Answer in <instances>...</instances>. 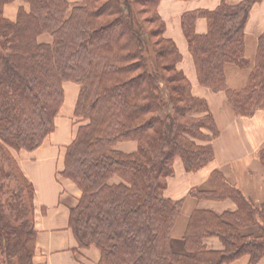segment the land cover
I'll return each instance as SVG.
<instances>
[{
	"label": "trees",
	"instance_id": "16d2710c",
	"mask_svg": "<svg viewBox=\"0 0 264 264\" xmlns=\"http://www.w3.org/2000/svg\"><path fill=\"white\" fill-rule=\"evenodd\" d=\"M14 1L0 0V193L12 180L18 190L8 215L0 199V264H34V187L11 151H34L53 132L68 81L81 87L80 125L60 174L82 192L70 227L81 248L100 250L98 264H231L244 256L264 264V203L256 206L219 170L211 173L213 190L189 195L198 202L231 201L236 209L195 208L184 252L174 249L185 200L166 197L168 178L177 159L187 172L206 167L220 131L207 100L193 94L178 68L183 56L165 37L160 0H18L28 9L21 6L12 21L4 6ZM260 1L222 0L214 10L182 17L199 85L225 93L237 117L264 110V33L253 62L245 36L250 10ZM143 11L156 29L144 23ZM200 18L207 21L205 34L196 32ZM45 36L51 42L41 41ZM229 65L250 67L242 89L229 86ZM129 141L137 143L135 152L116 149ZM259 159L264 166V148ZM254 226L259 235L242 233ZM214 237L221 250L208 248Z\"/></svg>",
	"mask_w": 264,
	"mask_h": 264
},
{
	"label": "crops",
	"instance_id": "0c3cea01",
	"mask_svg": "<svg viewBox=\"0 0 264 264\" xmlns=\"http://www.w3.org/2000/svg\"><path fill=\"white\" fill-rule=\"evenodd\" d=\"M221 1L160 0L158 7L165 23V37L177 44L183 56L178 68L188 76L193 94L207 100L220 131L219 137L213 143L216 158L211 166L200 172H187L183 163L176 160L175 174L168 178L166 197L177 201L185 200L180 218L184 217V223L178 231L179 219L172 236L173 246L177 252H184L182 237L188 214L195 208L210 209L217 213L236 209V205L231 201L198 202L190 197L191 190L214 189L210 176L213 169L219 170L228 183L241 190L256 206L264 203V166L259 159V152L264 148V110L257 111L253 117H236L231 111L225 93H214L200 86L182 29L184 14L199 10H214ZM227 1L237 4L243 0ZM5 16L13 21L16 19L15 13L9 10ZM195 28L198 34H205L208 30L206 19H198ZM262 33H264V0L252 6L245 27L246 53L252 62ZM234 68L238 70V76L227 71L228 84L231 88L242 89L249 72L246 74L239 68ZM63 91L64 100L55 118L53 132L34 151L20 152L17 155L23 175L34 187V224L37 232L34 262L35 264H98L101 259L100 250L95 246L81 248L70 227L71 209L77 206L82 192L72 180L63 177L60 173L65 166L67 149L75 140L80 125L75 116V109L81 87L77 83L68 81L63 84ZM116 149L133 153L137 150V143L120 142ZM188 202H191L192 206L184 215ZM242 233L259 235L255 226L242 229ZM206 244L212 250L222 249L221 242L215 237L209 238ZM231 264H249V257L244 256Z\"/></svg>",
	"mask_w": 264,
	"mask_h": 264
},
{
	"label": "rangeland",
	"instance_id": "374dc122",
	"mask_svg": "<svg viewBox=\"0 0 264 264\" xmlns=\"http://www.w3.org/2000/svg\"><path fill=\"white\" fill-rule=\"evenodd\" d=\"M69 1H70L72 4H75V3L79 2L80 0H69ZM21 6H22L23 8L26 7L25 9H28V5H26V4H25L24 2H22V1H18V0H16V1H14V2L7 3V4L4 6V15H6V12H8V10H9V11L15 13V15H16V19H17L18 11H19V9H20ZM7 9H8V10H7ZM6 17H7V16H6ZM7 18H8V17H7ZM142 18H143L144 23L147 25V27H148L149 29H152V28H153V29H154V28L156 29V28H157V25H156L155 23L152 24L151 22H149V15L147 14V12H145V11L142 12ZM8 19H9V18H8ZM16 19H15V20H16ZM10 20H11V19H10ZM15 20H14V21H15ZM12 21H13V20H12ZM109 36H110V37H115V33L112 32ZM41 41H44V42H51V37H49V36L42 37V38H41ZM155 41H156V40H155ZM156 43H157V46H158V47H161V46L163 45V43H161L160 41H157ZM235 67H237V66H235ZM237 68H239L242 72H246V74L250 71V67H237ZM236 117H237V116H236ZM216 139H217V138H215V139H213V140L211 141V145H212V148H213V160H212V161H211L206 167H204V168L198 170L197 172H200V171H202L203 169H205V168L211 166V164L215 161V158H216V152H215V147H214L213 143H214V141H215ZM198 144L205 145L206 142H198ZM11 152H12V154H13L15 160H16L17 163H18V160H17V155H18V153H20V152H26V151H25V150H21V151H15V150H12ZM177 160L179 161L180 159H177ZM180 163H181V160H180ZM181 165H182V164H181ZM215 171H217V169H213V170L211 171V173H212V172H215ZM210 176H211V174H210ZM2 183H3V181L0 180V185H2ZM14 190H18V187H17V183H15V181L12 180V181H10V183H6V184H5V188L3 189V192L0 193V199H1L2 202H3L4 211H5L6 215H8L7 212H8V213L11 212V209H10V208L13 207V204H14V202H15L14 198L12 197ZM23 198L25 199L26 204L29 205V204H28L29 201H28V198H27V195H26V194H24ZM6 211H7V212H6ZM191 213H192V212H190V213L188 214V218H187V220L189 219ZM34 257H35V256H34ZM33 262H34V260H33ZM34 264H35V262H34Z\"/></svg>",
	"mask_w": 264,
	"mask_h": 264
},
{
	"label": "bare ground",
	"instance_id": "6f19581e",
	"mask_svg": "<svg viewBox=\"0 0 264 264\" xmlns=\"http://www.w3.org/2000/svg\"><path fill=\"white\" fill-rule=\"evenodd\" d=\"M249 51H251V49H248ZM248 51V52H249ZM227 71L229 72H231L232 74H237V76H238V73H237V71L238 70H236L234 67H232V66H227ZM239 78V80L241 81V78H240V76L238 77ZM191 206H192V203L191 202H188V204L186 205V208L184 209V215H186L187 214V212L189 211V209L191 208ZM183 215V216H184ZM184 223V217H182V219H180V224H179V226H178V228H177V230L178 231H180V229H181V225Z\"/></svg>",
	"mask_w": 264,
	"mask_h": 264
}]
</instances>
